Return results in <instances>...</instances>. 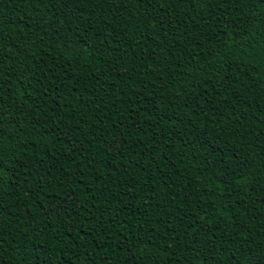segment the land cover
<instances>
[{"label": "trees", "instance_id": "16d2710c", "mask_svg": "<svg viewBox=\"0 0 264 264\" xmlns=\"http://www.w3.org/2000/svg\"><path fill=\"white\" fill-rule=\"evenodd\" d=\"M0 264H264V0H0Z\"/></svg>", "mask_w": 264, "mask_h": 264}]
</instances>
